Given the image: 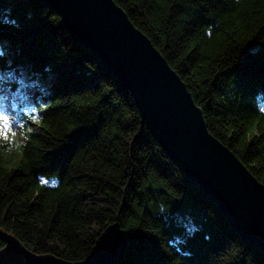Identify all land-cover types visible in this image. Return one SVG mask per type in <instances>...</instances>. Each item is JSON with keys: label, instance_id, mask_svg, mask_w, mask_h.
I'll list each match as a JSON object with an SVG mask.
<instances>
[{"label": "trees", "instance_id": "obj_1", "mask_svg": "<svg viewBox=\"0 0 264 264\" xmlns=\"http://www.w3.org/2000/svg\"><path fill=\"white\" fill-rule=\"evenodd\" d=\"M114 1L264 185V0ZM2 87L27 91L12 100L14 153L0 144V228L26 247L79 261L118 222L127 243L117 264H264L42 0H0Z\"/></svg>", "mask_w": 264, "mask_h": 264}, {"label": "water", "instance_id": "obj_2", "mask_svg": "<svg viewBox=\"0 0 264 264\" xmlns=\"http://www.w3.org/2000/svg\"><path fill=\"white\" fill-rule=\"evenodd\" d=\"M72 37L129 90L141 122L188 180L206 193L245 241L264 255V185L213 136L185 82L114 0H42ZM118 222L90 254L68 261L38 254L0 228V264H117L126 248Z\"/></svg>", "mask_w": 264, "mask_h": 264}, {"label": "rangeland", "instance_id": "obj_3", "mask_svg": "<svg viewBox=\"0 0 264 264\" xmlns=\"http://www.w3.org/2000/svg\"><path fill=\"white\" fill-rule=\"evenodd\" d=\"M24 94H27V91L23 88L15 92H11L5 87L0 89V144L4 146L2 150L4 156L14 153L16 143L21 138V122L18 121V117L16 116L17 110L13 109L12 100L14 98L20 100L21 95ZM27 102L23 105L25 110L29 109ZM4 117H7V119H4Z\"/></svg>", "mask_w": 264, "mask_h": 264}, {"label": "snow or ice", "instance_id": "obj_4", "mask_svg": "<svg viewBox=\"0 0 264 264\" xmlns=\"http://www.w3.org/2000/svg\"><path fill=\"white\" fill-rule=\"evenodd\" d=\"M4 119H7V117H4ZM43 182V181H42Z\"/></svg>", "mask_w": 264, "mask_h": 264}]
</instances>
